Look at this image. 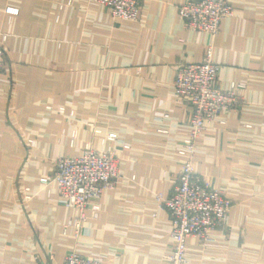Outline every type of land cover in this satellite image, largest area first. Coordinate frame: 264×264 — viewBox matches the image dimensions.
<instances>
[{"label":"crops","instance_id":"obj_1","mask_svg":"<svg viewBox=\"0 0 264 264\" xmlns=\"http://www.w3.org/2000/svg\"><path fill=\"white\" fill-rule=\"evenodd\" d=\"M184 1L143 0L138 20L122 23L91 0H0V35H7L0 264H62L71 251L104 264H162L171 221L154 198L173 193L176 150L193 112L174 94L175 70L199 61L206 44L220 65L218 84H244L243 105L196 140L197 174L231 206L211 241L189 239L187 264H264V0H230L233 16L213 38L184 26L177 13ZM59 105L63 115L54 112ZM110 133L117 139L107 140ZM86 142L111 147L121 176L97 200L96 218L85 210L76 235L67 226L74 209L60 203L56 186L47 194L39 179L53 172L57 157L77 155Z\"/></svg>","mask_w":264,"mask_h":264},{"label":"built area","instance_id":"obj_2","mask_svg":"<svg viewBox=\"0 0 264 264\" xmlns=\"http://www.w3.org/2000/svg\"><path fill=\"white\" fill-rule=\"evenodd\" d=\"M109 10L112 20L134 23L138 20L143 0H91ZM8 14L17 12L6 8ZM177 13L189 31H199L213 38L220 30L223 20L233 16L230 0H186L177 7ZM7 35H0V74L5 70L4 43ZM220 65L213 62V47L204 46L197 62H181L174 76V94L192 107L191 126L178 145L176 153L181 158L177 174V184L173 193L164 198L156 194L154 200L159 208H164L171 221L170 252L163 257L162 264H187V242L198 238L201 242L213 239V232L224 228L227 222L231 200L219 190L203 183L195 169L196 140L200 133L216 122L221 116L236 111L243 105L241 90L244 84L231 82L227 88L218 84ZM47 109L53 107L47 106ZM54 112L63 115L65 108L59 105ZM73 115V113H70ZM222 121V120H221ZM223 122V121H222ZM91 132L98 133L93 123ZM159 133H166L160 129ZM64 135V131L61 132ZM117 134L110 133L107 140L114 141ZM70 146L77 142L76 131L69 134ZM28 140L27 142H30ZM106 140H103V144ZM124 148L128 145L122 144ZM121 176L120 160L111 147L96 149L86 142L77 155L57 157L53 172L39 179V186L47 194L51 186H56L60 203L74 209V217L68 220L76 235L86 219L89 207L93 217L98 215L97 200L105 190L113 189ZM30 188L24 189V201H29ZM62 264H104L97 258L71 251L65 255Z\"/></svg>","mask_w":264,"mask_h":264}]
</instances>
